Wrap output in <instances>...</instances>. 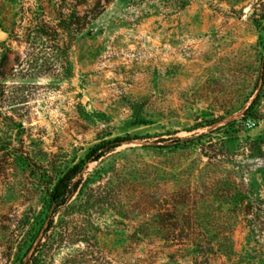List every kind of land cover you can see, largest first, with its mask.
<instances>
[{"label": "rangeland", "instance_id": "374dc122", "mask_svg": "<svg viewBox=\"0 0 264 264\" xmlns=\"http://www.w3.org/2000/svg\"><path fill=\"white\" fill-rule=\"evenodd\" d=\"M44 6L0 0V56L25 52L14 33ZM263 8L112 0L73 37L68 71L55 56L0 80V264L81 160L92 177L38 264H264Z\"/></svg>", "mask_w": 264, "mask_h": 264}, {"label": "trees", "instance_id": "16d2710c", "mask_svg": "<svg viewBox=\"0 0 264 264\" xmlns=\"http://www.w3.org/2000/svg\"><path fill=\"white\" fill-rule=\"evenodd\" d=\"M112 0H40L46 6L29 9L24 12L21 25L22 32L14 33L19 44L26 46L24 53H13L10 48L0 56V80L14 78L16 75L47 73L54 70V57L60 58L62 68L69 70L66 49L73 37L83 32ZM260 0V5L264 7ZM261 10L259 18L264 17ZM49 17V18H48ZM63 59V60H62ZM264 69V61L262 64ZM0 91V97L3 96ZM133 139L131 136H115L102 139L95 143L86 157L93 161L100 159L107 152L122 143ZM83 160L67 168L54 182L48 192V198L43 209L33 218L26 232L17 242V251L13 264H38L39 253L49 238L48 232L55 227V216L60 222L68 223L65 212L77 205L84 183L91 179V174L84 177ZM75 196V197H74ZM76 202V203H75ZM65 235L70 236L67 231Z\"/></svg>", "mask_w": 264, "mask_h": 264}, {"label": "water", "instance_id": "95a60500", "mask_svg": "<svg viewBox=\"0 0 264 264\" xmlns=\"http://www.w3.org/2000/svg\"><path fill=\"white\" fill-rule=\"evenodd\" d=\"M5 38V33L4 32H0V40H3Z\"/></svg>", "mask_w": 264, "mask_h": 264}]
</instances>
